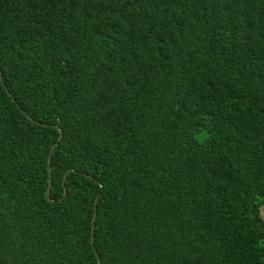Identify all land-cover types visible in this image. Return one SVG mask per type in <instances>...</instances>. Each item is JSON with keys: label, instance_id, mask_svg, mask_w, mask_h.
Returning <instances> with one entry per match:
<instances>
[{"label": "trees", "instance_id": "1", "mask_svg": "<svg viewBox=\"0 0 264 264\" xmlns=\"http://www.w3.org/2000/svg\"><path fill=\"white\" fill-rule=\"evenodd\" d=\"M263 203L264 0H0V264H264Z\"/></svg>", "mask_w": 264, "mask_h": 264}, {"label": "water", "instance_id": "2", "mask_svg": "<svg viewBox=\"0 0 264 264\" xmlns=\"http://www.w3.org/2000/svg\"><path fill=\"white\" fill-rule=\"evenodd\" d=\"M53 147L54 146L51 147V150H50V153H49V157H48V170H49V174H50V165H49V163H50V154H51V151L53 150ZM50 186H51V179L49 180V183H48V194H49ZM93 227H94V223H92V231H91V236L92 237H93V235H92L93 234Z\"/></svg>", "mask_w": 264, "mask_h": 264}, {"label": "rangeland", "instance_id": "3", "mask_svg": "<svg viewBox=\"0 0 264 264\" xmlns=\"http://www.w3.org/2000/svg\"><path fill=\"white\" fill-rule=\"evenodd\" d=\"M201 135V134H200ZM261 215H262V217H263V219H264V203H263V205L261 206Z\"/></svg>", "mask_w": 264, "mask_h": 264}]
</instances>
